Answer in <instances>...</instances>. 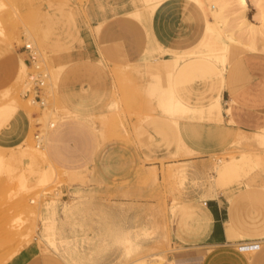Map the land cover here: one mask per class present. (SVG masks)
I'll return each mask as SVG.
<instances>
[{"label": "rangeland", "instance_id": "rangeland-1", "mask_svg": "<svg viewBox=\"0 0 264 264\" xmlns=\"http://www.w3.org/2000/svg\"><path fill=\"white\" fill-rule=\"evenodd\" d=\"M11 1L0 0V121H7L17 111H23L29 127L21 143L10 147L0 144V264H66L61 258L65 257L64 249L70 248L65 233L76 234L79 227L84 233L86 215L91 210H104L108 205L138 211L141 218L133 231L139 243L128 236L124 243L117 242L124 252L112 264H138L142 259L150 260L159 254L173 260L176 252L192 250L199 241L190 234L196 231L194 211L206 205L202 201L184 200L188 185L198 187L212 181L224 188L231 187L237 197H246L248 202L241 216L256 217L264 225V126L256 131L234 127L232 120L225 117L224 106L220 115L216 111L210 117L205 108H180L174 104L172 114L166 119L163 116L166 108L159 103V93L152 84L149 69L156 57L167 53L173 58L190 57L200 51L220 50L217 42L223 36L220 25L210 22L209 29L203 6L215 0H162L152 4L153 21L155 14L171 2L178 5V9L183 6L188 10L186 25L190 34H194L195 45L184 50L154 47L152 41V47L147 49L148 21L128 13L135 8L144 9V0ZM215 25L218 28L213 29ZM136 35L140 37V46L144 43L141 55L120 63L116 57L127 50L123 37ZM27 42L37 50L40 69L46 74L41 90L44 105L32 101L35 92L25 96L33 87L29 76L36 72L24 61L28 54L23 45ZM83 46H95L102 55L100 64L111 72L108 90L96 95L95 107L87 114L72 109L69 103L77 88L85 85V77L70 72L77 64L62 61L65 53ZM245 52L255 51L231 44L227 66ZM218 77L199 69L189 71L186 83ZM180 78V74L174 73L173 84ZM176 97L182 98L179 93L174 94V99ZM160 119L175 129L174 151L159 159L160 168L155 166L152 172H144L136 187L122 191L95 178L89 164L91 152L98 145L121 138L137 147H147L155 138L152 126ZM50 121H54L55 126H50ZM167 126L162 124V129ZM37 133L43 136V153L37 150ZM53 133L57 137L54 156L64 133L69 140L65 138L63 142H72L78 149L74 160L66 161L59 155L53 157L49 145ZM193 157L202 159L200 181H192L194 167L190 162H179ZM219 159H223L225 166L228 161L236 160L232 164L237 167H230L229 162L228 168L222 167ZM148 161L150 158L141 159L142 164ZM173 164L178 169L175 175L169 172ZM182 174L188 177L183 178ZM112 198L134 199L135 202L112 204ZM53 222L59 224L63 243L53 245L44 240L46 228ZM97 241L85 242L84 236L72 240L79 251ZM69 251L74 263L89 262V259H74L80 253ZM64 259L69 264V260Z\"/></svg>", "mask_w": 264, "mask_h": 264}, {"label": "crops", "instance_id": "crops-1", "mask_svg": "<svg viewBox=\"0 0 264 264\" xmlns=\"http://www.w3.org/2000/svg\"><path fill=\"white\" fill-rule=\"evenodd\" d=\"M178 8L175 3H169L166 9L155 14L154 21L152 17L150 19L148 15L142 14L139 8L128 10L129 14L148 21L146 27L150 34V41L147 49L152 47L151 41L154 47L161 45L164 48L177 50L188 49L195 45L194 34L193 32L190 34L186 25L188 10L183 6L181 9ZM123 38L127 50L122 56L116 58L120 63L137 59L142 53L144 43L140 46L138 35ZM101 58L102 55L95 46L77 47L62 56L64 63L77 64L70 69L72 74L85 77L86 83L83 88H77L69 100L72 109L80 113H90L95 107L96 95L107 91L111 83L108 69L100 64ZM157 59L151 61L149 70L153 76L152 84L155 91L159 93L158 101L166 108L163 114L166 119L172 114L174 94L179 93L185 101L191 103L206 102L215 95L217 87L221 85L220 76L217 79L186 83L188 71H174L169 63L161 61L172 59L171 54L160 55ZM24 61L27 64L26 59ZM226 70L222 102L225 110L231 108L230 113L225 111L226 119L232 120L234 127L245 131L260 129L264 126V53L245 52L233 59ZM174 73L182 77L180 81L175 82V85L173 84ZM78 124L84 127V124ZM162 124L168 126L162 129ZM28 127V119L23 111H17L7 121H0V144L10 147L21 143L28 132ZM174 130L169 122L160 119L152 126L155 138L147 147H137L135 143L126 142L121 138L98 145L91 152L89 169L98 181L104 182L116 191L134 188L140 182L144 172H152L155 166L160 168L159 159L172 155L175 148L172 141ZM52 138L49 145L54 158L59 155L66 161H72L78 156V149L73 147L72 142H63L65 138L69 140L64 133L54 156L57 145L56 134L53 133ZM145 157L150 158L151 161L142 164L141 159ZM201 160L197 157L179 160V162H190L194 167L191 170L192 181L201 179L203 173ZM211 193L213 194L209 195ZM183 198L192 202L202 201L210 211L212 222L208 234L198 230L191 232V236H196L199 240L195 242V247H192L194 249L178 251L174 259L191 264H264V234H262L264 225L256 217L241 216L244 205L248 202L246 197H237L231 187L224 188L212 181L206 185L200 184L198 187L188 185ZM110 202L112 204L131 203L135 200L112 198ZM198 212L194 211V224ZM140 219L138 211L120 210L116 205H108L106 209L95 212L91 210L84 219V233L80 227L76 234L65 233L70 241L71 251L80 253V256L74 259L78 261L83 258L89 259V264H112L124 252V248L117 242L124 243L125 237L128 236L134 243H139L133 237V231ZM109 226H113V229H108ZM82 236L85 242L98 241L95 245L86 247L84 251H79L72 240L74 237L82 239ZM250 249L254 250L252 254L246 252ZM184 259L187 261L184 262Z\"/></svg>", "mask_w": 264, "mask_h": 264}, {"label": "bare ground", "instance_id": "bare-ground-1", "mask_svg": "<svg viewBox=\"0 0 264 264\" xmlns=\"http://www.w3.org/2000/svg\"><path fill=\"white\" fill-rule=\"evenodd\" d=\"M199 1H202V0H199ZM160 2H162V0H144L146 7L144 9H141L140 12L144 15H148V17L150 18L153 14L152 4L160 3ZM203 6L205 8V13L207 16L209 29L211 28L210 22H211V24L212 23L213 24L219 23V25H220V27H219L220 32L223 35V36H220L218 38V41H217L219 44L220 50L218 52H209V53H206L204 51L203 52L200 51V52H197L194 56H190V57L175 56L174 58L172 57L173 59H171V60H167V61L161 60V61L164 63H169L171 69L174 71H181L182 70V71H188V72L189 71L196 72V70L203 69V70L210 72L211 74L213 73V74L220 76L221 81H222L221 85L219 87H217V89H216L217 92L208 101L202 102L201 104H199V103L194 104V103H190L189 101L186 102L183 98H180V97H176L174 99V104L177 107L179 106L180 108H183L184 106H187V107L198 106L201 108H205L207 110L209 116L213 117L215 115L216 111L219 113V115L222 112V106H223L222 105V98H223L222 97V91L224 88L223 83L225 82L224 81V78H225L224 74H225V71H227L226 68H227V64L229 62V53H230L231 44H239L242 47H244L250 51L264 52V0H215L214 3H209V4L205 3V4H203ZM240 8H242V10ZM228 10L231 11L230 14H229ZM13 12H15V11H13ZM216 25H215V28H213V29L218 28V27H216ZM212 27H214V25ZM27 44L32 46L31 42H27ZM157 58L158 57H156V59ZM157 60H159V59H157ZM125 68H126V66H125ZM113 69H112V71H113ZM118 69H119V67H118ZM146 69H147V67H146ZM112 73H114V72H112ZM130 73H131V71H130ZM125 75H126L125 73H124V75L122 74L121 75L122 78ZM112 76H113V74H112ZM115 77H116V75H115ZM32 101L37 102L35 100H32ZM44 104H45V102H44ZM225 111H228V113H230L231 108H228ZM49 125L55 126V122L50 121ZM42 140H43V138H42ZM36 145H37V143H36ZM37 147H39V149H37V150L43 153L44 148H42L41 145H37ZM10 149H12V148H10ZM2 150H1V152H2ZM2 154H4V153H2ZM240 158H237V159L239 160ZM219 161L222 164V165L221 164L220 165L222 167H224L225 164H224L223 159H219ZM235 161L233 160L232 162L234 163ZM182 162H184V161H182ZM228 162L230 163V167H231V165H234L235 168L237 167L236 166L237 164L235 165V164H232V162H230V161H228ZM228 162L226 163V166H227V167L225 166L226 168H228V166H229ZM174 164H177V163H174ZM174 164L169 169V172L171 175H175L178 173V169L176 167H174ZM177 165H179V164H177ZM232 168H234V167L232 166ZM178 176H179V174H178ZM154 177L156 178V176H154ZM182 177L187 178L188 176H187V174H182ZM212 194L213 193H211L209 195H212ZM211 222H212V220H211L210 211H209L207 206H204L196 214V220H195V225L197 227L196 230H198L199 232H203L204 234H208V232L211 228ZM47 227L48 228H46L47 229L46 238H44L45 242H47L49 244H53V245H56L59 241H61V243L64 242L63 238L61 237L62 231L59 230L60 229L59 224L57 225L56 222H53L52 224L48 225ZM69 249L70 248H68V247L66 249H64V252H63V254L65 255L64 258L69 260V264H77V263H74L73 260H70L71 256H70ZM246 252L248 254H252L254 252V250L250 249V250H246ZM62 258H63V256H62ZM183 261L185 262L187 260L184 259ZM65 262L67 263V261H65ZM166 262L167 263L169 262L170 264H183L181 260H178V259L170 260L165 255L162 256L161 254L151 257L150 260L142 259V260L138 261V264L139 263L140 264H167ZM82 264H89V263L84 262ZM184 264H191V263L186 262Z\"/></svg>", "mask_w": 264, "mask_h": 264}, {"label": "built area", "instance_id": "built-area-1", "mask_svg": "<svg viewBox=\"0 0 264 264\" xmlns=\"http://www.w3.org/2000/svg\"><path fill=\"white\" fill-rule=\"evenodd\" d=\"M23 47L28 54V57L26 58L27 65L36 69V72L31 73L29 76L31 79V82L33 83V87H32V89L28 90L25 93V96H29L30 94H33V92H35L33 94L32 100L40 102L41 105H44V100L41 96V90H42V87H43L44 82H45L44 79L46 77V74L40 69L41 66L39 63V55H38L37 50L34 48V46H30V45L25 43V45H23ZM35 138H36L37 145H42V138H43L42 134L37 133L35 135ZM205 203H206V201H205Z\"/></svg>", "mask_w": 264, "mask_h": 264}]
</instances>
